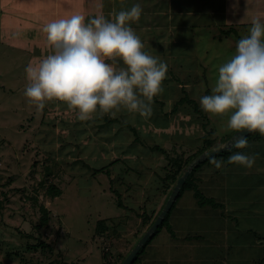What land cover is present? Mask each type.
Listing matches in <instances>:
<instances>
[{"label":"rangeland","instance_id":"obj_1","mask_svg":"<svg viewBox=\"0 0 264 264\" xmlns=\"http://www.w3.org/2000/svg\"><path fill=\"white\" fill-rule=\"evenodd\" d=\"M248 3L250 9L260 7L259 13L261 10L263 14L254 17L264 23V2ZM240 11H229L230 23L217 18L221 22L195 28L196 58L181 59L193 72L166 74L158 97L166 101L162 116L171 117L166 111L175 106L185 90L200 107V97L212 94L219 67L235 55L238 41L250 34L254 18ZM211 15L216 18L219 12ZM231 26L235 27L231 33L223 31ZM27 59L28 55L11 42L0 41V264H109L119 259L146 232L142 213L159 209L167 195L161 177L168 159L151 146L161 143L171 155L187 156L206 146L203 135L209 129L210 137L217 141L237 132L227 129L231 113L206 112L205 118L195 111L194 104L187 103L180 104L172 115L171 128H176L177 135L172 143L157 135H164V130L154 128L158 121L152 115H140L139 122V115L122 109L116 114H121L126 125L120 128L115 123L106 124L99 112L91 120L80 121L76 112L57 100L47 101L44 109L38 110L24 94ZM170 68L175 69L172 65ZM191 119H197L196 132ZM131 127L140 131L146 144L135 140ZM243 150L245 155L255 157L253 167L236 164L229 169L222 163L220 168L206 165L199 171L200 185L208 196L221 201L220 206H201L194 191L186 190L169 219L173 232L169 225L163 227L148 244L144 264H204L209 259H214L213 264H222L217 251L226 245L225 241L232 242L227 251L235 253L228 259L230 263L240 260L239 248L250 255L247 242L237 241L234 248L232 240L242 239V233L246 235L243 228H250L248 222L264 232V211L252 213L257 210L253 209V199H259L258 207L264 209V136L250 138ZM116 158L121 159L110 173L94 172V167ZM45 164L50 173L44 169ZM219 180L223 182L221 187ZM51 181L62 188L60 195L47 194ZM115 189L122 194L125 206L118 204ZM41 203L51 210V218L48 226L37 229L33 224L42 214ZM225 210H231L236 218L224 219L221 212ZM100 218H108L114 225L99 233L96 226ZM236 221L243 222V226L230 228ZM39 238L53 244L54 251L42 246L27 248V243H37Z\"/></svg>","mask_w":264,"mask_h":264},{"label":"clouds","instance_id":"obj_2","mask_svg":"<svg viewBox=\"0 0 264 264\" xmlns=\"http://www.w3.org/2000/svg\"><path fill=\"white\" fill-rule=\"evenodd\" d=\"M141 12L137 4L113 20L98 14L86 22L84 15L73 14L47 23L43 31L52 53L26 67L28 101L38 110L47 101L64 102L80 121L91 120L97 112L115 116L121 109L149 116L153 98L163 91L168 66L144 51L129 26ZM251 23L250 34L219 67L212 94L201 96L200 105L211 115L231 113L228 130L264 136V23L260 18ZM117 60L124 66L116 67ZM247 146L243 136L233 144L236 149ZM210 163L220 168L223 162L212 158ZM228 163L251 168L255 157L237 152Z\"/></svg>","mask_w":264,"mask_h":264},{"label":"crops","instance_id":"obj_3","mask_svg":"<svg viewBox=\"0 0 264 264\" xmlns=\"http://www.w3.org/2000/svg\"><path fill=\"white\" fill-rule=\"evenodd\" d=\"M255 1L258 4L259 2H264V0H0V41L11 42L18 49H21L22 53L27 54V67L30 62L38 61L52 53V50L47 45L46 34L43 31L47 23L69 18L73 14L84 15L86 22L98 14L103 15L108 20H113L120 11L129 10L132 6L138 4L142 9L140 19L131 22L129 26L140 37L144 44V51L166 63L168 66L167 73L178 72L186 74V72L193 71L192 69L185 68V63L181 59L184 57L196 58L194 47L195 28L217 23V18L225 19L226 24L230 23L228 16L229 11L232 9H239L241 13L249 14L252 18H255L254 16L256 15L258 17L262 13L261 10L259 13L260 7L257 5V7L252 6L250 9L248 7L249 3L247 4V2L254 3ZM237 5L238 7L235 8ZM216 11L219 12L220 17L217 16L215 18L211 15ZM107 62L112 63V61ZM170 65L175 68L174 71L170 68ZM115 66L123 67L124 65L122 61L117 60ZM23 75L28 84L26 71ZM11 88L14 87L11 86ZM182 95L184 94L182 93ZM157 96L160 97L159 94ZM164 96H167V94H164ZM123 111L128 112L125 109ZM135 114L139 115L138 119L141 122L142 119L139 118L140 114ZM173 114L175 113H171V117L164 118V122L155 123L154 125L156 130H164L163 134L165 136L161 134L157 135H160L159 137L162 140L171 143L173 142V137L175 139L177 137L176 128H173L175 131H171L173 130L171 128ZM107 115L112 116L110 114ZM120 115L116 114L115 116ZM196 120L193 121L191 119L195 123L192 124V129L195 132L197 129ZM228 168L230 169L231 166ZM218 183L220 187L223 185V182H220V180ZM255 185H257V181ZM223 198L225 199L226 196H223ZM258 200L253 199V209H257L252 211L255 215L260 211H264V209L258 207ZM230 211L225 210L221 212V216L225 214L224 219L230 216L235 219L236 215L231 214ZM230 219L233 220L232 218ZM239 225L243 226V222L236 221L233 225H230V228L238 227ZM248 226L250 228H243V231L246 229V235L242 233V239L239 240L240 237H238L237 240L235 238L232 240L234 241V248H237V241L238 243L244 241L247 242V246L250 245L251 249L248 256L246 249L242 251L239 248L240 254L238 253V255L242 261L238 260L236 264H264V232H260L258 227L253 226L252 222H248ZM225 243L226 245L220 246L217 253H219V258L221 257L222 264H233L228 259L230 260V256H234L235 253L233 251L228 252L226 248L232 246V242L225 241ZM205 255L212 258L208 253H205ZM213 261L214 259H209L204 264H213Z\"/></svg>","mask_w":264,"mask_h":264},{"label":"trees","instance_id":"obj_4","mask_svg":"<svg viewBox=\"0 0 264 264\" xmlns=\"http://www.w3.org/2000/svg\"><path fill=\"white\" fill-rule=\"evenodd\" d=\"M234 28H235L234 26H231L228 29H223V31L231 33L234 30ZM188 93L189 92L187 90L184 91V95L179 99L178 102H176L174 104L175 106H173V108H171L170 111H166L167 115L169 113H174L178 109L179 104L187 102L190 104H194L195 111L199 112L200 114L203 113V116H205V118H207L206 117L207 113L199 106L197 100L195 98L191 97ZM150 107H151V114L150 115H152V117L154 119H156V121H158V123L164 122L165 121L164 118L169 117V116H162V114L160 113V112L164 111L165 107H166V101L164 99H162V98L159 99L158 96H155L153 98L151 104H150ZM127 113H129V112H127ZM129 114H133V113H129ZM104 121L108 125L112 124V123L118 124L120 126V128H121V126L126 125L122 116H115L114 117V116H109V115L105 114L104 115ZM203 125L206 127V122ZM131 129L135 134V140L136 141H142V135H141L140 131L136 128H133V127H131ZM210 132H211V130L209 129V131H206L205 135H203L204 141L206 142V146L198 148L197 150H194L192 153H190L187 156H185L183 154L171 155L169 150H167L168 148L164 147V145H162L161 143H155L154 145L151 146V149L162 152L163 154L166 155V157L168 159V166L167 165L165 166V168H166L165 174L162 175V177H161L162 180L164 181L163 191L166 190L167 195H166V198L164 200V203L162 204V206L159 209H153L150 212H147V210H145L142 213L143 224H145L147 226V228L144 230V232L154 223V221L158 217V215H159L160 211L162 210L166 200L168 199L171 191L173 190L176 182L178 181L179 177L184 173L187 166L196 157H198L201 153H203L207 150H211L213 148H216L217 146L221 145L223 142H225V141L229 140V138H231V135H230L228 137H224V138L220 139L219 141H217L215 137H210V134H209ZM252 137L258 138V137H261V135L257 131V132H251L247 136H245L247 141ZM142 142L146 144V142H144V141H142ZM243 151H244L243 149H236L232 146L228 150H224L220 153L209 156V157L205 158L204 160L200 161L199 163H197L193 167L191 172L189 173L188 177L186 178L185 183L181 187L179 194L177 195L176 199L174 200V203L172 204L171 208L169 209V211L165 215L163 221L159 224V226L157 227L155 232L151 235V237L144 243V245L141 247V249L139 250V252L134 257L133 261L130 264H144L143 256L147 251L148 244L153 241V239L160 233V231L163 229L164 226L169 225L168 228L170 230H172V232H173V229L171 227L169 219L171 218V214H172L173 209L176 207L177 201L182 197V195L184 194V192L186 190L191 189L194 191V196L196 198H198L197 201L201 206H205L206 204H210L213 207H216V208L219 207L221 204V201L216 199V197L214 195L208 196V194L205 192L206 189H203V187L200 185V183H201L200 181L202 180V176L199 175L198 173L206 165H208L210 167L214 166L210 163V160L212 158H215L219 161H222L223 164H225V165H227V167H229L232 164L228 163V158L237 152L244 154ZM120 159L121 158H116L107 164L96 166V167H94V172H101V171L105 170L106 172L110 173L112 166L116 162H118ZM44 169H46L47 173L51 172V169L49 168L48 164L44 165ZM126 173L128 174L129 172H126ZM129 175H130V173H129ZM46 177H48V175ZM40 184H44V181L41 180ZM46 188H47V194H50L51 196H58L62 193V188L59 187L58 185H56V183L53 181L49 182L48 186ZM114 191L117 194H119L118 204L120 206H125L123 203V200H121L122 194L117 189H115ZM0 205L2 206L1 200H0ZM40 210H41L42 214H41L39 220L33 224V226L37 229H40L41 227H44V226H48L49 220L51 218V210L48 209V207H46L44 203H41ZM112 225H114V224H112ZM112 225H110L108 218H100L98 220V223L96 226V231L99 233H103L104 231L108 230L110 228V226H112ZM112 228L114 230L115 226ZM115 231H116V229H115ZM116 233H118V232H116ZM142 235L139 236V238L136 240V242L140 239V237ZM28 236H31V234L29 233ZM41 246L44 249H49L50 252L54 251V245L46 242L42 238L41 239L39 238L37 243H27L28 249H31V248L36 249V248H39ZM133 246L131 247V249L133 248ZM128 253H129V251L126 254L120 255L119 259L117 258L113 261H110L109 264H121ZM9 254H11V253H9ZM53 262L54 261H50L49 264H53ZM69 264H71V263H69Z\"/></svg>","mask_w":264,"mask_h":264},{"label":"water","instance_id":"obj_5","mask_svg":"<svg viewBox=\"0 0 264 264\" xmlns=\"http://www.w3.org/2000/svg\"><path fill=\"white\" fill-rule=\"evenodd\" d=\"M249 134L248 131L242 130L239 132H236L229 141L224 143L223 145L213 148L211 150H207L203 153H201L198 157H196L185 169L184 173L179 177L178 181L176 182L173 190L171 191L166 203L164 204L162 210L160 211L158 217L154 221V223L146 230V232L140 237V239L135 243L133 248L129 251L125 259L121 264H130L134 257L137 255L141 247L144 245V243L151 237V235L155 232L159 224L163 221L165 215L171 208L172 204L174 203V200L176 199L177 195L180 192L181 187L186 181V178L188 177L189 173L193 169V167L199 163L200 161L204 160L205 158L215 155L217 153H220L224 150H228L233 146L235 141L239 139L241 136L245 137Z\"/></svg>","mask_w":264,"mask_h":264}]
</instances>
